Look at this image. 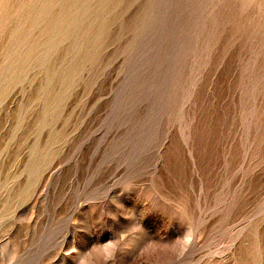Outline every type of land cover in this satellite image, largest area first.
I'll use <instances>...</instances> for the list:
<instances>
[{
    "label": "rangeland",
    "instance_id": "obj_1",
    "mask_svg": "<svg viewBox=\"0 0 264 264\" xmlns=\"http://www.w3.org/2000/svg\"><path fill=\"white\" fill-rule=\"evenodd\" d=\"M0 264H264V0H0Z\"/></svg>",
    "mask_w": 264,
    "mask_h": 264
},
{
    "label": "bare ground",
    "instance_id": "obj_2",
    "mask_svg": "<svg viewBox=\"0 0 264 264\" xmlns=\"http://www.w3.org/2000/svg\"><path fill=\"white\" fill-rule=\"evenodd\" d=\"M37 4V3H36ZM77 5V4H76ZM35 6V5H34ZM41 6V5H40ZM39 7V6H38ZM44 7V6H43ZM51 7H52V4H51ZM50 7V8H51ZM55 8V7H54ZM31 9H32V7H31ZM63 9V8H62ZM37 10V9H36ZM67 10V9H66ZM48 11V10H47ZM46 12V11H45ZM50 12V11H49ZM35 14V13H34ZM40 14V13H39ZM47 14V13H46ZM40 16H42V15H40ZM47 16V15H46ZM57 16V15H56ZM38 17H39V15H38ZM62 17V16H61ZM65 17V16H64ZM56 18H58V17H56ZM38 19V18H37ZM69 19V18H68ZM74 19V18H73ZM70 20V19H69ZM47 21H48V24L49 23H51V22H53V21H51V19H47ZM71 21H72V18H71ZM74 23V22H73ZM64 24V23H63ZM67 24V23H66ZM67 28H68V26H67ZM69 29H71L70 27H69ZM75 35H76V33H75ZM24 40V39H23ZM25 41V40H24ZM52 41V40H51ZM38 43L39 42V40H35V43ZM37 51V50H36ZM20 60V59H19Z\"/></svg>",
    "mask_w": 264,
    "mask_h": 264
},
{
    "label": "water",
    "instance_id": "obj_3",
    "mask_svg": "<svg viewBox=\"0 0 264 264\" xmlns=\"http://www.w3.org/2000/svg\"><path fill=\"white\" fill-rule=\"evenodd\" d=\"M64 25V24H63ZM53 27L54 29H56L58 31V29H60L61 31H65L67 28L64 26H61L58 22L53 23Z\"/></svg>",
    "mask_w": 264,
    "mask_h": 264
}]
</instances>
